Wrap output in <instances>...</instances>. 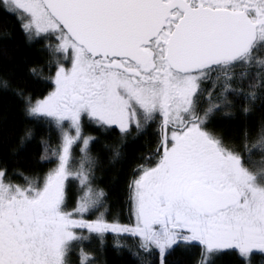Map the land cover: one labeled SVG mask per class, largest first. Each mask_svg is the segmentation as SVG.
<instances>
[{"label": "snow or ice", "instance_id": "1", "mask_svg": "<svg viewBox=\"0 0 264 264\" xmlns=\"http://www.w3.org/2000/svg\"><path fill=\"white\" fill-rule=\"evenodd\" d=\"M0 12L41 45L45 62L29 72L51 85L34 95L0 71L31 121L0 156V264H102L109 234L138 264H173L177 249L192 264L226 252L264 264V115L255 135L248 122L264 108V0H0ZM85 120L118 131L113 158L129 137H152L127 223L95 184L99 137ZM38 128L39 160L54 165L42 173L19 166Z\"/></svg>", "mask_w": 264, "mask_h": 264}, {"label": "trees", "instance_id": "2", "mask_svg": "<svg viewBox=\"0 0 264 264\" xmlns=\"http://www.w3.org/2000/svg\"><path fill=\"white\" fill-rule=\"evenodd\" d=\"M7 32L8 35H4ZM40 44H30L26 41L20 30L15 17L0 12V71L6 72L14 85L25 88L34 95L41 94L48 90L51 85L46 83L41 76H33L29 69L33 66H42L46 59V53L40 51ZM44 76L48 75L45 68ZM264 115V108L259 106L248 117V122L253 126L254 132L259 127L261 116ZM243 121L229 122L227 120H216L218 125L235 127ZM31 121L24 118L22 113V101L11 90H4L0 87V156L5 154V148L14 146L20 131ZM86 131L93 136L99 137V142L92 144V155L96 158L95 184L102 188L107 194L106 205L111 213L119 214L121 221L129 222L128 183L131 179L133 169L139 162L141 155L147 154L150 147H154L151 135H141L136 138L129 137L120 147L121 156L113 158V148L119 143V133L102 134L89 123L85 126ZM47 134L45 128H38L34 139L26 144L21 153L20 167L30 171L45 172L54 166L49 163L40 162L42 154L40 138ZM53 142H58V133L53 130ZM151 142V143H150ZM108 144L109 147H103ZM11 166V165H10ZM17 182L23 181L21 177H15ZM74 182L69 187V202L74 203L76 196L80 193ZM77 189V190H74ZM113 237H107V247L103 254L98 256L102 264H138V260L128 251L117 252L112 246ZM97 248V243L95 244ZM198 254V249H193ZM192 254L177 249L170 257L173 264H192ZM74 261L77 262L75 258ZM216 264H236V256L233 253H224L217 257Z\"/></svg>", "mask_w": 264, "mask_h": 264}, {"label": "rangeland", "instance_id": "3", "mask_svg": "<svg viewBox=\"0 0 264 264\" xmlns=\"http://www.w3.org/2000/svg\"><path fill=\"white\" fill-rule=\"evenodd\" d=\"M86 124H87V120H85V126H86ZM85 134L86 135H88V134H90V135H92L91 133H89L88 131H86V128H85ZM74 153H75V155L77 156V157H79V155H80V152H79V145H77V146H74ZM19 183H23V181H20ZM74 184L77 186L78 185V181H74ZM75 186V187H76ZM77 188V187H76ZM74 190H77V189H74ZM77 197V196H76ZM76 199V198H75ZM97 243V241H95V240H93V241H91V242H85V247L87 248V249H89V250H92L93 251V249L95 248V244ZM77 259V264H78V255H74L73 256V259Z\"/></svg>", "mask_w": 264, "mask_h": 264}]
</instances>
